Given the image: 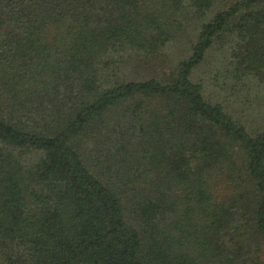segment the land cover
<instances>
[{
    "label": "trees",
    "instance_id": "trees-1",
    "mask_svg": "<svg viewBox=\"0 0 264 264\" xmlns=\"http://www.w3.org/2000/svg\"><path fill=\"white\" fill-rule=\"evenodd\" d=\"M264 0H0V264H264Z\"/></svg>",
    "mask_w": 264,
    "mask_h": 264
},
{
    "label": "rangeland",
    "instance_id": "rangeland-1",
    "mask_svg": "<svg viewBox=\"0 0 264 264\" xmlns=\"http://www.w3.org/2000/svg\"><path fill=\"white\" fill-rule=\"evenodd\" d=\"M263 259H264V251H263Z\"/></svg>",
    "mask_w": 264,
    "mask_h": 264
}]
</instances>
